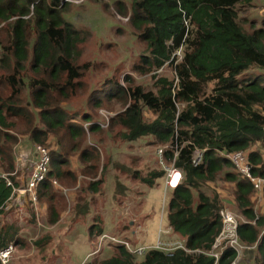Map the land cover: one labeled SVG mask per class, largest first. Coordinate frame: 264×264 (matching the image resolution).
<instances>
[{
    "label": "trees",
    "instance_id": "trees-1",
    "mask_svg": "<svg viewBox=\"0 0 264 264\" xmlns=\"http://www.w3.org/2000/svg\"><path fill=\"white\" fill-rule=\"evenodd\" d=\"M62 1L0 0V22H7L8 27L5 43L0 41V68L6 72L3 81L10 89L8 97L0 99V126L7 124V113L28 117L30 138L41 144L58 129L73 138L99 130L90 115L81 116L88 123L85 129L60 106V101L68 100L80 84L82 73L77 61L80 45L87 37V32L63 17L68 3ZM245 2L249 0H113L116 12L128 16L137 37L146 43L148 53L142 61L147 70L168 62L176 76L174 85L165 77L158 78L155 90L119 86L117 91L128 96L129 103L115 120L125 128L127 140L150 135L171 146L163 155L181 170L182 177L170 188L165 223L170 233L184 239L188 249L201 251L177 248L168 255L149 248L138 255L118 243L117 253L97 264H230L236 257V250L230 246L223 249L217 263L207 253L221 228V203L218 196L206 193L204 185L225 168L235 171L225 154L237 150L248 151L252 173L264 178L263 153L251 149L255 143L264 149V28L248 32L239 24L237 6ZM184 17L188 18L187 28ZM180 47L182 56L175 61L178 58L173 53ZM249 70L259 72L245 75ZM210 82L214 85L207 93ZM21 94L35 110L32 116L22 105H16L22 101ZM145 111L154 118L145 120ZM196 153L200 159L194 163ZM81 155L85 157V152ZM60 159L67 162L61 154L49 156L45 177L35 187L38 200L50 190L52 177L61 175L59 167L51 169L52 161L58 165ZM165 172L152 171L143 181L153 186ZM7 178L14 180L11 175ZM225 178L235 184V202L245 219L237 226L245 246L241 257L264 264V212L256 214L253 209L254 188L236 171L225 173ZM90 189L97 191L98 182L90 183ZM12 192V186L0 176V215ZM48 208L53 211L51 205ZM56 218L54 215L52 221ZM102 228L92 224L88 235L99 236ZM11 229H2L0 224V248L18 242L17 231Z\"/></svg>",
    "mask_w": 264,
    "mask_h": 264
},
{
    "label": "rangeland",
    "instance_id": "rangeland-1",
    "mask_svg": "<svg viewBox=\"0 0 264 264\" xmlns=\"http://www.w3.org/2000/svg\"><path fill=\"white\" fill-rule=\"evenodd\" d=\"M66 3L68 6L63 17L87 32V37L80 45L81 56L77 61L82 73L78 79L80 84L68 100L60 101V106L85 129L88 123L81 116L90 115L93 122L99 125V130L86 131L82 136L73 138L63 129H58L48 134L41 144L30 138L32 124L28 123V117L6 114L7 124L0 126V173L11 175L14 179L11 182L5 176L6 182L18 184L15 187L25 186L38 160V147L44 148L51 158L58 153L67 161L62 163L63 159H60L58 165H53L52 161L51 169L59 167L61 175L52 177L51 188L45 190L43 199L36 198L35 203L27 198L21 205H14L17 194L13 193L3 207L1 227H12L19 239L12 242L14 251L8 264H97L116 254L118 243L106 240L99 245V236L88 235L92 224L103 227L102 232L107 235L135 245L154 244L159 226H165L170 189L163 191L160 182L164 181L162 178L166 177L167 167L172 164L163 155L164 150L171 149V146L158 142L150 135L125 139V128L116 122L115 117L129 103L128 96L117 91L119 86L155 90L160 77L173 81L174 85L173 64L166 62L158 69L147 70L142 61L143 55L148 53L146 43L137 37L128 16L116 12L113 0ZM237 13L238 22L246 31L264 28V0L239 4ZM7 29V22H0L2 43L7 38ZM29 34L33 36L32 31ZM175 56L178 58L175 61L179 60L181 51ZM84 64H87L86 68H83ZM256 72L259 71L249 70L245 75ZM5 73L0 68V99L10 94L3 81ZM26 74L29 75V72ZM239 77H243V73ZM213 85L214 82L207 84V93ZM20 98L22 101L16 105H22L26 114L32 116L35 110L26 103L24 94ZM177 106L181 108L183 104L177 103ZM153 118L154 114L145 111V120ZM251 149L259 150L264 156V149L259 143L253 144ZM82 151L85 157L81 155ZM162 169L166 170L165 174L157 178L153 186L144 183L143 178H148L150 172ZM233 172L232 167L225 168L213 181L204 185V190L211 196H218L220 208L230 209L244 219L235 202V184L225 178V173ZM92 182H98L97 191L90 189ZM118 189L124 194H120ZM49 195L52 196L50 200ZM251 201L256 214L264 212L263 189L252 191ZM49 205L53 211L48 208ZM82 208L85 209L83 213L79 212ZM54 215L57 218L52 221ZM127 221L132 222L128 224ZM160 234L163 240L172 236ZM241 254L237 264H261L242 258Z\"/></svg>",
    "mask_w": 264,
    "mask_h": 264
},
{
    "label": "built area",
    "instance_id": "built-area-1",
    "mask_svg": "<svg viewBox=\"0 0 264 264\" xmlns=\"http://www.w3.org/2000/svg\"><path fill=\"white\" fill-rule=\"evenodd\" d=\"M63 1L67 2V1H78V0H63ZM183 22L185 28H187L188 18L184 17ZM180 51L181 48L176 50L173 53V55H177V53L180 54ZM36 152L38 154V160L35 163L34 168L32 169L26 181L25 186L15 187V185L11 184L10 181H7V184H10L12 186V190H13L12 195L13 193L17 194L16 196L17 200L16 202L14 201L15 202L14 205H17L19 203H20L19 205H21L23 200L27 198L33 201L36 200L35 187L40 181L44 179L45 173L48 170L47 166L49 162L48 152L44 148L38 147V151L36 150ZM225 156L231 162L235 171L241 177L248 179L250 181V183L254 188V191H260L263 189L264 178L255 176L252 173L251 164L248 160L247 153L245 151L237 150L230 153H226ZM199 159H200V153H196L193 162L197 163ZM0 176L5 177L6 175L4 173H0ZM181 177H182V173L179 168H176L172 164L169 167H167V174L164 181L163 191L175 187L181 180ZM218 214L221 219V228L218 234L215 236L214 241L210 249H208L207 253L213 256L215 258V262L217 263V260L220 254L222 253L223 249L228 246L233 247L236 250L237 255L234 258V260L231 261L230 264H237V262L239 261V256L243 252L242 251L243 248H245L244 244H242L239 240L237 234V226L240 221H244L245 219H240L239 216H237L233 211L227 208H220ZM169 232H170L169 227L159 226L157 230V241L153 242L154 244L152 245H148V244L141 245L139 243L135 245L131 242H128V240L126 241L124 239H118L113 235H107L106 233H102L99 235V245H101L106 240H109L114 243H122L126 246V248L130 252L136 253L138 255H142L144 251L149 248L160 249L165 253H167L168 255L172 254V252L177 248H181L186 252L199 253L201 251L200 249H194V250L188 249L183 241H179V240L168 241L161 239L160 233L167 234ZM13 251H14V245L12 243L8 244L5 247L0 248V263L8 264Z\"/></svg>",
    "mask_w": 264,
    "mask_h": 264
},
{
    "label": "crops",
    "instance_id": "crops-1",
    "mask_svg": "<svg viewBox=\"0 0 264 264\" xmlns=\"http://www.w3.org/2000/svg\"><path fill=\"white\" fill-rule=\"evenodd\" d=\"M162 179H164V181H165V176L162 178ZM164 181L163 182H160V184H161V186H164L163 184H164ZM160 186V187H161ZM35 203H36V200H35ZM161 221H162V219H161ZM132 222V221H131ZM131 222H129V223H131ZM165 226H167L166 225V223L164 224ZM168 234H171L172 236L168 239V241H175V240H179V241H183L184 242V239L181 237V236H178V235H176V234H174V233H168ZM147 236H148V234H147Z\"/></svg>",
    "mask_w": 264,
    "mask_h": 264
},
{
    "label": "clouds",
    "instance_id": "clouds-1",
    "mask_svg": "<svg viewBox=\"0 0 264 264\" xmlns=\"http://www.w3.org/2000/svg\"><path fill=\"white\" fill-rule=\"evenodd\" d=\"M181 48V47H180ZM178 50V49H177ZM181 57V56H180Z\"/></svg>",
    "mask_w": 264,
    "mask_h": 264
},
{
    "label": "water",
    "instance_id": "water-1",
    "mask_svg": "<svg viewBox=\"0 0 264 264\" xmlns=\"http://www.w3.org/2000/svg\"><path fill=\"white\" fill-rule=\"evenodd\" d=\"M129 222H131V221H129Z\"/></svg>",
    "mask_w": 264,
    "mask_h": 264
}]
</instances>
